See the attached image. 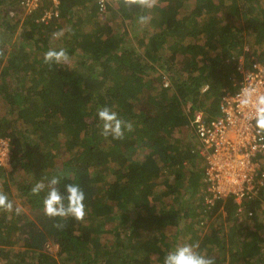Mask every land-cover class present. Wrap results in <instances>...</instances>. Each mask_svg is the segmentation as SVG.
Instances as JSON below:
<instances>
[{
    "label": "trees",
    "instance_id": "16d2710c",
    "mask_svg": "<svg viewBox=\"0 0 264 264\" xmlns=\"http://www.w3.org/2000/svg\"><path fill=\"white\" fill-rule=\"evenodd\" d=\"M20 4L0 0V137L10 150L0 192L13 204L0 209V264H163L177 247L166 228L194 244L196 224L215 216L220 226L202 233L198 252L215 264H264V181L238 223L231 196L206 202L195 120L220 116L240 62L264 64V0H157L151 9L108 0L101 13L94 0ZM17 7L25 13L10 16ZM61 48L67 61L45 63ZM104 106L131 122L123 139L101 134ZM52 177L61 194L82 188V221L45 214L48 188L31 189ZM187 220L191 235L179 229Z\"/></svg>",
    "mask_w": 264,
    "mask_h": 264
},
{
    "label": "built area",
    "instance_id": "2783aa9c",
    "mask_svg": "<svg viewBox=\"0 0 264 264\" xmlns=\"http://www.w3.org/2000/svg\"><path fill=\"white\" fill-rule=\"evenodd\" d=\"M58 3V0H49ZM108 0H94L99 13L106 9ZM28 11L38 5V0H21ZM50 11L43 10L40 20L50 16ZM241 73L238 89L222 94L220 102L221 114L209 123L201 120V112H197L196 129L205 149L206 158L203 189L204 199L208 203L216 199L231 196L236 203L235 211H244L243 199L253 196L257 191L255 181L263 183L264 170L261 162L254 159L258 151L264 150V133L256 126L254 107L243 105V92L252 90V99L264 95V64L253 62L252 66L237 65ZM8 155V138L0 137V161ZM260 172V173H259Z\"/></svg>",
    "mask_w": 264,
    "mask_h": 264
},
{
    "label": "clouds",
    "instance_id": "9594fccd",
    "mask_svg": "<svg viewBox=\"0 0 264 264\" xmlns=\"http://www.w3.org/2000/svg\"><path fill=\"white\" fill-rule=\"evenodd\" d=\"M127 8L139 7L141 9H151L157 3V0H122ZM139 22L144 24L148 21L149 17L141 15ZM63 33H55V36H60ZM68 60L67 52L61 48L59 50L49 49L44 54L45 63L61 64ZM244 99L241 103L245 106L251 104L255 111L252 118L255 119L256 126L261 132H264V95H257L255 100L252 99V90L245 89L243 92ZM99 120L102 121L101 134L105 137L111 136L114 140L124 138L125 130L132 131L131 122L121 119L118 114L110 109L108 106L101 107L97 111ZM9 146L8 155L4 161H0V165L9 167ZM60 183L59 177H52L48 184L45 185L42 181H38L31 189L34 195H38L46 187L48 188L47 194L43 199L44 212L49 217H68L72 216L76 220L82 221L86 215L85 211V193L78 184H66L65 193L61 194L60 190L56 187ZM67 201V203H65ZM13 208L12 202L8 196L0 192V209L11 211ZM18 211V210H17ZM60 226V225H57ZM199 243L177 246L175 249L169 251L163 259V264H215L214 258L207 257L197 251Z\"/></svg>",
    "mask_w": 264,
    "mask_h": 264
},
{
    "label": "rangeland",
    "instance_id": "374dc122",
    "mask_svg": "<svg viewBox=\"0 0 264 264\" xmlns=\"http://www.w3.org/2000/svg\"><path fill=\"white\" fill-rule=\"evenodd\" d=\"M25 10L23 9V7H17L16 9L15 8H13L10 12H9V14H10V16H12V17H21L25 12H24ZM178 134H180V132H178V131H175V136H178ZM262 153H264V151L262 152ZM55 159H56V161L57 162H59L60 160H61V157L59 156V155H56V157H55ZM263 160H262V164H263ZM263 170H264V165H262V167H261ZM254 181H255V183H257V180L256 179H254ZM196 197H198L197 195H195ZM190 200V199H189ZM189 200H188V202H189ZM191 203H192V205H196V200L195 199H193V200H191ZM192 205H191V209H192ZM243 212L244 211H242L241 213H239L238 211H235V209H234V213H233V216L235 217V219H236V223H238V221L240 220V218L242 217L240 214H243ZM192 218V217H191ZM209 218H211V217H209ZM209 218L207 217L206 219H203L202 221H200V224H196V236H195V239H194V243H197L198 241H199V239H200V236L202 235V233L204 232V231H206V230H210V228H211V226H215V227H217V228H219V226H220V222H221V220L219 221V217H217V216H215V217H213V224L212 223H210V221H211V219L209 220ZM185 221V220H184ZM182 222V225H181V227L179 228L181 231H183V230H185V233L187 234H190L191 235V233H192V229H190V226H191V228L193 227V222L192 221H190V220H187L186 222ZM185 223V224H184ZM184 224V225H183ZM225 224L226 225H231L230 223H229V221L227 222V221H225ZM165 229V228H164ZM224 229V228H223ZM165 231H166V234L168 235H170V238H169V240L170 241H175V244H176V246H180V243H179V241L178 240H175L174 238H173V236L175 235V232H176V228H175V226H172V227H168V228H166L165 229ZM177 236V235H176ZM182 237H184V238H186L184 241V244L185 243H187L186 241L188 240V237L189 236H184L183 234H182ZM173 239V240H172ZM182 243V242H181ZM181 245H183V244H181ZM49 248L52 250V251H55L56 249H57V247H56V244H49ZM214 253H215V250H214Z\"/></svg>",
    "mask_w": 264,
    "mask_h": 264
}]
</instances>
